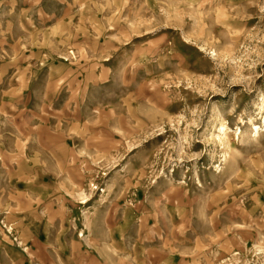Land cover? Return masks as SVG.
<instances>
[{"label": "rangeland", "instance_id": "374dc122", "mask_svg": "<svg viewBox=\"0 0 264 264\" xmlns=\"http://www.w3.org/2000/svg\"><path fill=\"white\" fill-rule=\"evenodd\" d=\"M46 87L114 127L83 175L17 117ZM0 157V234L48 192L51 264H264V0H0Z\"/></svg>", "mask_w": 264, "mask_h": 264}, {"label": "crops", "instance_id": "0c3cea01", "mask_svg": "<svg viewBox=\"0 0 264 264\" xmlns=\"http://www.w3.org/2000/svg\"><path fill=\"white\" fill-rule=\"evenodd\" d=\"M50 62L47 61V65ZM53 75V72H49V77ZM55 75V73H54ZM77 76V74H76ZM32 81V78H30ZM68 80V76L64 81ZM30 81V82H31ZM63 81V80H62ZM74 81V80H72ZM78 81V97L82 95L85 90L86 81H81V79H77ZM67 85L64 84L61 88V92L66 89ZM76 88V89H77ZM31 87L28 86L26 88L27 92H31ZM55 93L53 90L46 87L45 93L42 97L39 98L41 101V105L34 106L33 99L31 98L25 106H22L17 113V117L22 120V116L25 112H28L30 116L28 117L29 126H33L40 128L48 129V125H50V133L40 135V134H31L27 139H33L38 142L39 151L57 153V149L59 148L65 155V158L70 159L71 163L76 160L78 161L79 170L78 174L83 175L86 167H82L81 163L88 162V160H95L100 153H103L101 146L104 144L105 154L110 150V143H114L115 141V130L114 127L112 131H110V125L107 121L98 122L95 120V106L89 107L84 101H78L76 103L68 102L61 103L62 106L57 107L55 105L56 100ZM32 101V102H31ZM14 109V108H13ZM34 121H36L34 123ZM21 123L15 124L20 126ZM59 128V130L57 129ZM20 139L19 137H17ZM11 157L13 159L18 158L19 152L17 150H12ZM72 154V155H69ZM4 156V155H2ZM1 158V157H0ZM38 164V162H37ZM42 171V170H41ZM44 176H40L34 182V185H37L40 182V179H45V177L51 176L56 172L51 170L42 171ZM62 175L69 176V171H61L59 172ZM71 184V189L67 188L65 191L67 195L70 193H74L73 181L67 178ZM19 181V180H18ZM19 183V182H18ZM79 184V183H78ZM31 185L25 184L23 187L11 188V190L15 191L19 194V197H22L21 193L25 192V197L27 201V215L28 218V226H22L20 224L21 219L18 220H7L15 224L16 233L18 234L19 243L16 244L9 236L6 234H0V264H3L4 261H7L9 264H51L52 261V250L51 244L48 242V239L52 236L50 230L49 223L52 222V211L51 204L49 205L48 192L44 190L36 189L37 191L30 188ZM40 186H36L39 188ZM18 189V190H17ZM83 187L79 184L78 188V196H82ZM20 201V200H19ZM18 201V205L21 206ZM24 202V201H23ZM62 211V209L60 210ZM33 217V218H32ZM95 220V219H94ZM63 222L66 221V217L62 219ZM96 221V220H95ZM107 221V220H106ZM0 233L3 231L0 229ZM58 237H61V234H58ZM23 245V246H22ZM22 246V247H21ZM96 252V256L101 259V250ZM98 264H113L112 262H99ZM139 264H167V263H159L155 260H151L149 258V263H139Z\"/></svg>", "mask_w": 264, "mask_h": 264}]
</instances>
